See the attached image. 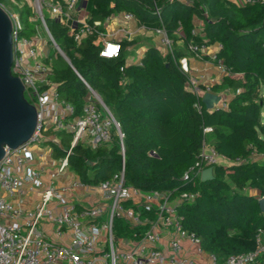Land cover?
<instances>
[{"label": "trees", "instance_id": "16d2710c", "mask_svg": "<svg viewBox=\"0 0 264 264\" xmlns=\"http://www.w3.org/2000/svg\"><path fill=\"white\" fill-rule=\"evenodd\" d=\"M78 7L88 12L91 24L130 12L147 27H164L172 52L150 46L140 62L128 63V47L134 41L123 39L119 56H104L99 40L102 26L76 39L68 25L46 14L47 27L67 56L55 51L44 58L59 97L81 113L92 98L91 90L96 91L124 133L123 153L117 133L110 142L92 147L81 139L72 145L69 131L54 126L43 129L44 137H55L46 140L53 157L60 159L71 150L69 168L87 184L109 179L124 161L127 183L143 191L195 193L179 211L185 227L196 232L207 252L223 260L253 249L257 230L264 228L260 205L264 197V1L79 0ZM21 8V34L32 36L37 32L33 8L27 1ZM178 41L203 59L202 45L219 44L210 61L218 65L220 60L226 72L210 90L233 91L225 106L210 110L202 96L189 88V78L180 67L184 50ZM206 127L212 130L205 132ZM205 144L214 146L228 163L214 164L212 179H183ZM250 188L258 194L245 192ZM114 231L118 236L130 235L132 228L117 218Z\"/></svg>", "mask_w": 264, "mask_h": 264}, {"label": "built area", "instance_id": "2783aa9c", "mask_svg": "<svg viewBox=\"0 0 264 264\" xmlns=\"http://www.w3.org/2000/svg\"><path fill=\"white\" fill-rule=\"evenodd\" d=\"M18 3L19 0H13ZM33 8L35 17L48 35V43L58 48L50 33L45 10L49 16L59 18L68 25L76 39L91 34L101 22H89V17L80 18L79 0H25ZM264 0H242L241 3H255ZM0 4L10 13L13 20V62L12 72L19 76L37 107L38 127L33 137L18 148L6 147L0 160V264H264V228L255 234V247L247 252L230 254L220 260L214 253L207 252L196 232L184 225V216L179 207L185 201L193 200L195 193L189 191L173 194V191H143L127 183L125 162L122 168L109 179L92 185L75 179L70 186L56 187L52 181L58 173L69 167V155L60 158L57 171L44 179V167L34 164V153L30 143L40 140L41 130L54 126L73 134L72 145L79 139L97 147L112 140L117 133L124 153V133L119 122L100 95L92 91V98L81 113L71 102L61 99L56 84L49 77L50 68L38 57L42 39L36 32L32 36L21 34L23 28L20 15L12 12L7 4ZM160 15V11L157 10ZM127 19L135 16L125 12ZM78 24L75 26V24ZM167 51L172 52L171 40L164 27L156 28ZM104 36L99 32V37ZM110 47H113L110 52ZM206 45H202V48ZM195 50L197 47L191 46ZM121 44L106 40L101 55L117 57ZM49 55L46 52L45 57ZM215 58V54L212 56ZM217 67L226 72L221 61ZM189 88L203 96L197 79L189 80ZM28 98V97H27ZM223 102L222 106H225ZM206 127L205 132L211 131ZM223 158L214 146L205 144L196 162L183 174L189 180L201 176L208 166L222 163ZM27 186L39 190V201L34 208L25 210L14 204L5 195L21 194ZM99 189L103 202L79 205L67 199L68 188ZM25 216L23 223L18 218ZM122 218L131 228L130 235L118 236L114 231L115 219ZM43 220L56 225V234L61 237L69 232L67 244L49 238L41 228Z\"/></svg>", "mask_w": 264, "mask_h": 264}, {"label": "crops", "instance_id": "0c3cea01", "mask_svg": "<svg viewBox=\"0 0 264 264\" xmlns=\"http://www.w3.org/2000/svg\"><path fill=\"white\" fill-rule=\"evenodd\" d=\"M25 1V0H24ZM23 1V2H24ZM241 2L242 0H237ZM76 15L80 18L88 16V12L79 7V12H76ZM196 23L198 26H201L202 21L197 19ZM78 24L76 23L75 26ZM100 26L103 27L104 36H100L99 40L101 45L105 43L106 40H114L119 42L123 39L133 40L134 43L128 47L127 61L128 63H138L140 62L144 52L150 46H157L164 53L167 52L166 46L161 42V36L156 32L155 28L147 27L141 24L137 18L127 19L125 17V12H120L115 14L111 18L101 22ZM178 46L184 50V54L180 59V67L185 74H187L189 80L197 79L200 86V93L203 95L205 92H213L220 94L222 96L221 102L218 104L222 106L223 102H226L232 92L228 87H223L219 91H212L210 87L215 84H220L225 72L221 71L216 64L210 61V58L215 54L219 48V44L209 45L201 49V54L206 58H200L188 48L184 46L182 41H178ZM263 113V111H262ZM47 127L46 129L51 128ZM44 142L48 138L55 140L54 136L44 137ZM47 144V143H46ZM49 150L44 151L43 149L33 150L34 153V164L39 167H44V179L46 182H51L49 176L57 171V164L59 159H55L52 155L53 149L49 145ZM39 160V161H38ZM222 163H228L226 159L222 160ZM79 178L78 175L72 171L69 167L62 173H58L57 176L53 179L52 183L56 187L70 186V184ZM247 193L258 194V191L255 189H247ZM66 197L71 202L79 205H89L96 202H103L104 195L97 188H71L65 192ZM5 197L13 202L14 204H20L25 210L34 208L39 201V190L31 189L30 186H27L26 189L21 193L15 196H9L5 194ZM25 216L18 218L20 223H23ZM41 228L49 238L61 243L67 244L69 241V232H66L64 236L59 237L56 234V225H54L49 220H43L41 223Z\"/></svg>", "mask_w": 264, "mask_h": 264}, {"label": "water", "instance_id": "95a60500", "mask_svg": "<svg viewBox=\"0 0 264 264\" xmlns=\"http://www.w3.org/2000/svg\"><path fill=\"white\" fill-rule=\"evenodd\" d=\"M13 20L10 13L0 4V160L6 147L15 149L28 142L38 127V111L34 103L25 96V85L12 72ZM202 100L210 110L221 106L220 94L205 92ZM90 163V161H88ZM214 177L213 166L204 168L201 180ZM264 210V197L260 198Z\"/></svg>", "mask_w": 264, "mask_h": 264}, {"label": "rangeland", "instance_id": "374dc122", "mask_svg": "<svg viewBox=\"0 0 264 264\" xmlns=\"http://www.w3.org/2000/svg\"><path fill=\"white\" fill-rule=\"evenodd\" d=\"M3 1L7 4V6L9 7V9L12 12H14L16 14H19V15L21 14V11H22L21 10L22 9L21 8V4H22L23 0H19L18 3H15L13 0H3ZM45 12H46L47 15L50 14L49 13V10H47V9L45 10ZM33 21L35 22V26L37 27V33L41 37L42 42H43L42 47L39 46V49H38V52H39L38 53V57H39L40 60H43L44 61L45 54H46L47 51H49V54L50 53H54L55 51L58 50V48L55 47L54 45H52L51 43H48V35H47L46 31L42 28L39 20L36 17H34L33 18ZM61 51L63 53L62 56L64 58H67V56L64 53V51L62 49H61ZM261 94L264 97V86H262V88H261ZM26 97H28L29 99H31L29 97L28 93H26ZM262 117L264 119V107H263ZM43 140H44V138L42 137V134H41L40 135V140H35V141H33V142H31L29 144L31 150L32 151L33 150H36V149H43L44 151L49 150L48 149L49 148V144H46ZM245 192H247V191H245Z\"/></svg>", "mask_w": 264, "mask_h": 264}, {"label": "bare ground", "instance_id": "6f19581e", "mask_svg": "<svg viewBox=\"0 0 264 264\" xmlns=\"http://www.w3.org/2000/svg\"><path fill=\"white\" fill-rule=\"evenodd\" d=\"M112 50H113V47H110V52H112Z\"/></svg>", "mask_w": 264, "mask_h": 264}]
</instances>
